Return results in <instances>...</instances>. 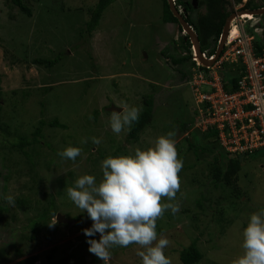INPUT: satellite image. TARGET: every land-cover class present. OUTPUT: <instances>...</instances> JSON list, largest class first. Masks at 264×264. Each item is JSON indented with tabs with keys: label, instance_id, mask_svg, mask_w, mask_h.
Segmentation results:
<instances>
[{
	"label": "rangeland",
	"instance_id": "374dc122",
	"mask_svg": "<svg viewBox=\"0 0 264 264\" xmlns=\"http://www.w3.org/2000/svg\"><path fill=\"white\" fill-rule=\"evenodd\" d=\"M22 1L30 16L0 0V206L6 209L0 211V249L5 251L1 264L33 256L38 259L35 264H51L67 254L74 255L68 264H103L88 252L86 243L99 240V234L84 235L92 222L69 200L65 189L84 174L99 182L105 158L134 154L137 148L146 150L169 131L177 136L183 167L175 201L180 209L175 215L166 211L157 221L158 237L170 241L164 254L171 264H231L241 254V232L248 217L264 208V158L256 154L241 161L232 188L240 200L229 197L225 201L229 189L213 188L209 162H197L194 152L185 150L184 138L191 131L177 135L178 129L192 125L197 115L187 80L179 72V68L186 72L187 65L174 66L160 54L167 50L177 56L173 47L180 46L182 35L177 24L162 22V0H116L90 35L85 23L98 0ZM189 1L195 10L193 18L206 14L199 0ZM179 10L184 12L181 6ZM250 25L264 27V16ZM178 52L181 55L183 50ZM56 57L60 59L51 68L33 64L37 58ZM149 95L154 102L153 119L138 140L127 138V128L114 134L110 112L104 109L112 104L142 108V98ZM39 120H57L64 128L45 126L36 132ZM92 137L101 143L93 144ZM21 138L29 144L35 139L38 144L24 147L26 155H21L8 145L20 144ZM82 139L87 143H81ZM69 146L82 150L78 160L57 155ZM225 164L219 165L225 170ZM191 165L192 169H186ZM8 195L13 196L15 207L4 199ZM231 200L238 205L232 207ZM52 208V219L33 226ZM57 214L73 223L49 227ZM16 250L22 258H17ZM141 250L136 245L113 248L109 264H140L137 253Z\"/></svg>",
	"mask_w": 264,
	"mask_h": 264
},
{
	"label": "clouds",
	"instance_id": "9594fccd",
	"mask_svg": "<svg viewBox=\"0 0 264 264\" xmlns=\"http://www.w3.org/2000/svg\"><path fill=\"white\" fill-rule=\"evenodd\" d=\"M173 1L175 5V0ZM249 1L247 0L242 5V0L239 4H237L238 0H234L235 6L242 5L234 10L231 0H228L226 6H229L230 9L226 8V11L230 12L229 16L233 15V17L228 25L225 42L231 30L232 20L240 14H249H247L250 16V19L247 20V28L251 32L255 30L256 34L260 29H264L261 27L262 25L255 28L250 25L259 16L251 13L256 9L247 8ZM179 7L176 9L178 10ZM184 14V12H180L185 20ZM189 27L192 29L190 25ZM182 34L187 36L183 30ZM221 38L222 32L218 44ZM224 44L218 58L225 48ZM211 56L215 57V53ZM191 57L194 65L188 69L186 85L193 95L195 111L199 118L202 106L198 104L190 83L193 78L192 69L202 70L201 68L205 69L206 67L198 63L192 45ZM223 71L219 73L222 79ZM116 108L122 110L119 113L116 111L109 113V126L114 134L119 135L125 128L130 130L133 123L138 122L142 109L135 106L129 107L127 104ZM197 117L195 122L198 121ZM174 136L175 133L169 131L166 135L157 137L153 145L146 150L137 148L134 154L109 156L100 164L102 178L99 182L93 175L84 174L74 181V186L65 189L69 200L80 212H86L92 222L90 228L83 230L84 235L99 234V240L90 239L86 243L89 245L88 252L102 260L103 264H109L112 256L111 249L131 245L142 249L137 253L140 257V264H171L170 259L164 254V249L169 246L170 241L163 236L158 237L156 229L157 221L163 218L166 211L170 210L171 214L175 215L180 209L179 203L175 201L181 187L178 174L182 170L183 162L178 159ZM91 142L98 145L101 143V139L92 137ZM81 143H87V140L82 139ZM81 152L80 148L69 146L58 151L57 155L63 160L75 161ZM239 156L244 161L243 155ZM4 199L10 206L15 207L13 196L8 195ZM165 200L167 202H164ZM54 219L55 223L48 224L49 227H53L57 223L56 216ZM241 236V254L233 259L231 264H264V208L248 217L247 225L243 227Z\"/></svg>",
	"mask_w": 264,
	"mask_h": 264
},
{
	"label": "trees",
	"instance_id": "16d2710c",
	"mask_svg": "<svg viewBox=\"0 0 264 264\" xmlns=\"http://www.w3.org/2000/svg\"><path fill=\"white\" fill-rule=\"evenodd\" d=\"M11 2L16 8H18L22 13L30 16L29 9L24 5L22 0H6ZM114 1L116 0H98L97 3L94 5L93 8L89 9V19L85 23L86 25V33L91 34L99 25L100 19L102 17L103 12L106 10L108 6H110ZM200 6H205L206 14L202 15L200 13L195 14V17L193 18L191 14L195 12L194 8L191 6V3L189 0H175V6H181L184 9V13H186V22L192 27L194 32L196 33L199 41V46L201 52L205 53L207 56L214 55L219 37L221 35L224 23L229 16L230 12L226 11L225 7L228 4V0H199ZM264 7V0H260L259 2H254V0H250L247 4V8L249 9H257ZM162 22L166 24H177L178 28L182 32L181 27L178 24L177 19L172 15L171 11L169 10V6L167 4V0H162ZM180 42L179 47H173L174 50L177 52V56L170 55L168 51H162L160 54L168 58L171 61V64L174 66H180V67H186L187 65V71L183 72L181 70L182 68H179L180 75L182 77V80L185 81L186 77H188V69H190L194 63L191 61V44L190 40L187 36L181 35L180 36ZM211 42V44H210ZM174 45V44H172ZM182 49L183 53L179 55L178 50ZM179 55V56H178ZM60 57H56L52 60H46V59H34L33 64L44 67V68H51L53 65H55L59 61ZM233 66V65H232ZM235 67V68H233ZM233 67H225L224 72L226 74H223V87L226 92H232L235 89V84L238 79V71L241 69L240 64H236ZM203 71H205L207 74H209V70H206L204 68H201ZM142 104V110L139 115L138 122L133 123L131 129L128 132L127 138L130 140H138V136L143 133V131L150 126L152 123V115H153V99L152 96H146L143 97ZM197 111L195 113V116L197 115ZM50 127V128H64L62 124H60L57 120L53 121H45V120H39L38 122V128L35 129L36 132H39L43 127ZM175 129V127H173ZM191 131L187 135L190 134L189 137L184 138L185 142V150H189L191 152H194L196 155L195 160L197 162L206 160L209 162V178L210 183L213 186V188H216V186H222L225 190L226 188L229 189V194L224 195L223 200L228 201L226 199H239L240 196L237 194V192L232 191L233 184L237 182V175L240 171V163L242 161L241 157L238 154H230L226 152L220 142L218 137V131L214 128L209 127L207 130H202L200 127H196V122L193 121L192 125L189 123L184 124L182 127L178 129L177 135L187 133L188 131ZM177 136L173 137V139L176 140ZM32 141V139H30ZM21 143H12L8 144L9 148H13L14 151H18L21 155H26V153L23 151L24 147H29L32 144H38V142L34 139L30 144L28 142H24V139L21 138ZM256 154H262V158H264V152L262 151H256L251 155H243V160L246 159L248 156H254ZM208 156L206 157L203 156ZM78 160V158H76ZM226 162L225 164V170L223 167H221L219 164L221 162ZM31 166V164H30ZM193 165L186 166V169H192ZM32 171V169H30ZM35 175V174H34ZM1 177V174H0ZM238 187H236L237 190ZM242 198V197H241ZM236 200H231L228 203L232 205V207H235L238 205ZM199 203V202H198ZM209 203V201H208ZM213 205V203L211 202ZM53 211L46 212L44 211L43 215H40L41 217L38 218V222L34 224L33 226L38 227L39 223L42 221H48L49 219H52V216H54L55 209L52 208ZM6 210L5 208H2L0 206V211ZM183 212H190L189 209H184ZM202 215L205 216V213H202ZM77 218H74V222L77 223ZM56 225H58L56 223ZM36 232L35 229H33V232ZM200 234L203 235V233L200 232ZM197 253L199 256L201 255V251L198 247H196ZM4 250L0 249V264L2 261H4ZM16 256L17 258L21 257V251L16 250ZM184 256V255H183ZM49 260L52 258V255L48 256ZM73 254H67L58 261H54L51 264H68V261L70 259H73ZM38 261L36 256L19 260L16 264H35ZM96 259H94V262ZM77 264V263H74Z\"/></svg>",
	"mask_w": 264,
	"mask_h": 264
},
{
	"label": "built area",
	"instance_id": "2783aa9c",
	"mask_svg": "<svg viewBox=\"0 0 264 264\" xmlns=\"http://www.w3.org/2000/svg\"><path fill=\"white\" fill-rule=\"evenodd\" d=\"M246 1L242 0V5ZM231 3L234 10L242 7L235 6L234 0ZM243 16L232 20L222 54L211 67L205 68L209 74L192 69L190 87L202 106L196 127H215L220 144L228 153L251 155L264 152V29L256 34L255 30L251 32L247 28L250 17ZM203 56L207 60L214 58ZM236 64L241 69L235 89L226 92L219 73Z\"/></svg>",
	"mask_w": 264,
	"mask_h": 264
},
{
	"label": "water",
	"instance_id": "95a60500",
	"mask_svg": "<svg viewBox=\"0 0 264 264\" xmlns=\"http://www.w3.org/2000/svg\"><path fill=\"white\" fill-rule=\"evenodd\" d=\"M167 4L169 6V10L171 11L172 15L177 19L179 26L181 27L183 32L188 36L190 43H191L192 47L194 48L195 58L197 59L198 63L200 65H202L203 67L212 66L213 63L215 62V60L218 58V56L222 50V47H223V44L225 42L226 35L228 32V25H229V22L232 19L233 15H230L225 21V24H224L223 30H222V38H221V40L218 44V47L216 49L215 57L212 60H207L206 58H204L203 54L200 51V46H199V41H198L197 35L189 27V25L184 20V18L180 15V13H178V10L176 9V7L174 5V1L173 0H167ZM251 13L255 16H263L264 15V8L252 10ZM106 110L109 112L116 111L119 113L122 109L116 108L113 105H111ZM56 221H57V224H66L68 226H70L73 223L72 221H69L65 216L60 215V214L56 215Z\"/></svg>",
	"mask_w": 264,
	"mask_h": 264
},
{
	"label": "bare ground",
	"instance_id": "6f19581e",
	"mask_svg": "<svg viewBox=\"0 0 264 264\" xmlns=\"http://www.w3.org/2000/svg\"><path fill=\"white\" fill-rule=\"evenodd\" d=\"M248 14V13H247ZM247 14H244L245 16H243V17H250V16H246ZM249 15V14H248Z\"/></svg>",
	"mask_w": 264,
	"mask_h": 264
},
{
	"label": "flooded vegetation",
	"instance_id": "af4514ba",
	"mask_svg": "<svg viewBox=\"0 0 264 264\" xmlns=\"http://www.w3.org/2000/svg\"><path fill=\"white\" fill-rule=\"evenodd\" d=\"M178 13H180V10L178 9Z\"/></svg>",
	"mask_w": 264,
	"mask_h": 264
}]
</instances>
